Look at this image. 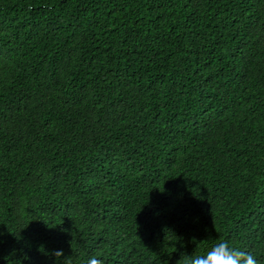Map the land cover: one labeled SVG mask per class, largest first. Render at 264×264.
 <instances>
[{
	"label": "trees",
	"instance_id": "trees-1",
	"mask_svg": "<svg viewBox=\"0 0 264 264\" xmlns=\"http://www.w3.org/2000/svg\"><path fill=\"white\" fill-rule=\"evenodd\" d=\"M222 241L264 264V0H0V264Z\"/></svg>",
	"mask_w": 264,
	"mask_h": 264
},
{
	"label": "clouds",
	"instance_id": "clouds-1",
	"mask_svg": "<svg viewBox=\"0 0 264 264\" xmlns=\"http://www.w3.org/2000/svg\"><path fill=\"white\" fill-rule=\"evenodd\" d=\"M52 255L56 259L59 258L58 261L64 257L63 250H56ZM62 264H71L70 256L64 257ZM86 264H103V261L96 256H91ZM183 264H258V260L252 253L231 247L226 241H222L213 245L202 255L184 254Z\"/></svg>",
	"mask_w": 264,
	"mask_h": 264
}]
</instances>
